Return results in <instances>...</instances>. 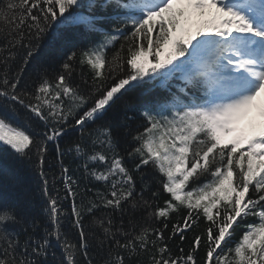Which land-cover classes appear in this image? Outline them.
I'll return each instance as SVG.
<instances>
[{"label":"trees","instance_id":"trees-1","mask_svg":"<svg viewBox=\"0 0 264 264\" xmlns=\"http://www.w3.org/2000/svg\"><path fill=\"white\" fill-rule=\"evenodd\" d=\"M158 2L0 0V120L30 137L0 142V264H264L237 252L264 215V151L221 143L196 110L233 43L199 69L194 42L218 45L232 13L167 22ZM185 119L186 192L213 202L230 178L211 209L175 196L156 150Z\"/></svg>","mask_w":264,"mask_h":264},{"label":"rangeland","instance_id":"rangeland-1","mask_svg":"<svg viewBox=\"0 0 264 264\" xmlns=\"http://www.w3.org/2000/svg\"><path fill=\"white\" fill-rule=\"evenodd\" d=\"M207 2L208 0H168L165 8L171 14L168 16L167 22H170L173 17L178 19L184 14L189 15L191 8L205 7ZM219 7L224 14L228 13V7L221 5ZM172 9H174L173 12ZM235 15L232 17L234 20L232 19V22H229V26L218 34L219 42H223L227 36L230 37L231 35L233 37L235 44L234 50L230 53V60H232L230 69L234 70V73L228 81L218 84L212 91L207 108L215 122V128H213L212 124L211 127L219 139L231 140L234 138L236 140L238 138V141H246L244 139L249 132V124L255 119L261 120L262 117L264 119V64H255L249 59L247 53L253 46V39L261 35V30H256L255 26L241 13H235ZM189 19L192 20V18ZM168 33L170 34L169 30L164 34L159 32L155 39L158 45H163L162 50L164 52L160 53L159 59L164 57V53H167L172 45V38L168 36ZM176 33V30L172 31L173 36L177 35ZM202 36L207 37L208 32L202 34ZM209 42H211L210 39H203L202 42L203 46H208V49L202 50L201 47H196L197 61H201V55L205 58L210 57L211 52H216L217 58L215 56L214 61L219 59L225 48L220 44L215 48L212 46L209 49L211 47ZM200 114L204 116L202 112ZM191 124L192 122L188 119L173 124L168 139L162 140L156 150L161 154L163 163L167 165L170 189L173 190L175 196L185 197V201L188 204L202 205L208 199L207 194L199 193L194 195L184 191L190 176L188 171L185 172L184 169L187 164V144L185 139L189 132L195 128L193 126L192 129H189L188 127ZM262 126V130L253 133L254 139L247 137L248 141L246 143L249 142L256 149L264 150V125ZM180 130H183L184 134H181ZM0 142L19 150L29 144L30 137L25 130L18 129L0 120ZM230 188V178L228 175L224 176L216 189L217 197L213 202L217 203L219 198H225ZM213 202L210 200L207 202L209 209H211ZM237 252L239 258L253 256L256 253L264 256V217L259 225L250 229L244 236Z\"/></svg>","mask_w":264,"mask_h":264},{"label":"water","instance_id":"water-1","mask_svg":"<svg viewBox=\"0 0 264 264\" xmlns=\"http://www.w3.org/2000/svg\"><path fill=\"white\" fill-rule=\"evenodd\" d=\"M225 2H235V1H240V0H223Z\"/></svg>","mask_w":264,"mask_h":264}]
</instances>
